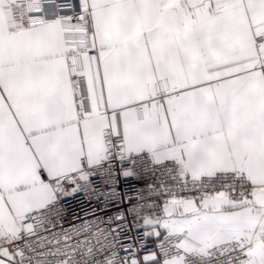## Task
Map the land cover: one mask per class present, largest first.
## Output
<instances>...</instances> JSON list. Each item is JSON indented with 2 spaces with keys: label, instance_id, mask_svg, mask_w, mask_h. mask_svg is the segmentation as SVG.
Instances as JSON below:
<instances>
[{
  "label": "snow or ice",
  "instance_id": "1",
  "mask_svg": "<svg viewBox=\"0 0 264 264\" xmlns=\"http://www.w3.org/2000/svg\"><path fill=\"white\" fill-rule=\"evenodd\" d=\"M0 264H264V0H0Z\"/></svg>",
  "mask_w": 264,
  "mask_h": 264
}]
</instances>
